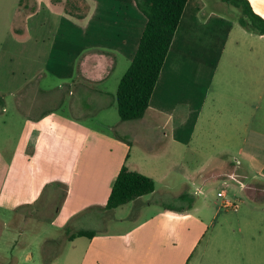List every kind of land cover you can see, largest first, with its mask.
Here are the masks:
<instances>
[{"label":"crops","instance_id":"obj_1","mask_svg":"<svg viewBox=\"0 0 264 264\" xmlns=\"http://www.w3.org/2000/svg\"><path fill=\"white\" fill-rule=\"evenodd\" d=\"M219 1L187 0L149 107L133 124L143 135L118 120L116 103L144 29L135 0H82L73 13L66 0L12 5L0 38V115L13 108L9 120H18L15 141L0 145V224L5 213L43 203V211L54 208L48 220L59 232L48 241L95 233L63 238L73 264H193L208 203L161 205L120 232L74 227L86 213L114 219L118 208L105 206L123 165L152 178L155 195L173 168L158 156L167 147L178 149L185 178L229 186L249 209L264 208V35L243 28L236 8ZM249 1L264 17V0ZM67 96L77 100L76 115L59 109ZM194 156L201 162L190 168ZM145 199L129 203L137 211ZM245 245L248 264H264V235L246 233Z\"/></svg>","mask_w":264,"mask_h":264},{"label":"rangeland","instance_id":"obj_2","mask_svg":"<svg viewBox=\"0 0 264 264\" xmlns=\"http://www.w3.org/2000/svg\"><path fill=\"white\" fill-rule=\"evenodd\" d=\"M21 0H0V38L3 33L9 29L11 21L7 15L12 5L15 7L20 4ZM220 2V1H219ZM223 8L229 6L222 3ZM229 8H233L229 6ZM18 9V8H17ZM21 11V9H19ZM237 10L240 14L239 9ZM220 13L226 15V12L219 10ZM18 13V11H15ZM140 16V25L144 28L145 18ZM15 26L17 21L14 22ZM75 97H68L59 107L60 111L70 115L74 114L72 106L76 103ZM13 108L7 109V114L0 115L7 120V127L0 126V145H4L6 137L12 138L15 141L17 137V120L10 119V113H13ZM97 112V111H96ZM117 118L118 115H117ZM120 120V119H118ZM135 121H129L125 126H136L138 135L146 134L147 131L141 128ZM124 135L122 130H118L115 134ZM127 138H129L127 136ZM129 139H132L129 138ZM134 150V149H133ZM178 149L167 147L164 151L160 150L159 157H163L169 165L172 160V171L169 173L165 182H157V193L152 196H145L139 210L134 209L133 203H128L115 211L114 219L106 222L103 217L98 215L94 217L92 213H86L79 217L74 226L80 229H92L95 231H110L120 232L129 229L135 220L152 215L156 207L161 205H171L178 207L195 206L197 208L211 206V209L202 210V218L207 223V229L203 233V238L197 247L192 258L193 264H229L232 259L233 264H248V256L246 251V233L248 235L259 236L264 235V208L263 206L249 209V199H235L231 196L232 190L229 186L220 185L217 182L207 181L199 183L185 178L190 175V171L183 170L177 165L180 158ZM184 158V157H183ZM189 167L193 168L194 163L200 161L196 156L191 158ZM165 185L170 189H165ZM238 185V184H237ZM258 188V187H257ZM224 190L227 197L232 201L240 204L239 210H225L220 207L221 198L218 197V192ZM257 191H260L258 189ZM46 195H50L47 193ZM244 195V194H243ZM245 196V195H244ZM56 203V202H55ZM133 204V205H132ZM149 205V206H147ZM136 206V205H135ZM42 207L31 209L29 211H17V213L3 214L4 224H0V264H42V246L50 237H58V231L50 226L48 217L52 215L53 209L50 207L48 211H43ZM263 208V209H262ZM138 212V213H137ZM257 225V226H256ZM82 227V228H81ZM75 231V230H74ZM66 234L60 236L61 244L58 247L47 246L48 250L58 249V253L53 260V264H73L75 262V252L73 245L69 242L63 243ZM63 243V244H62ZM261 248V246H259ZM77 249V247H76ZM29 256L26 261V256Z\"/></svg>","mask_w":264,"mask_h":264},{"label":"trees","instance_id":"obj_3","mask_svg":"<svg viewBox=\"0 0 264 264\" xmlns=\"http://www.w3.org/2000/svg\"><path fill=\"white\" fill-rule=\"evenodd\" d=\"M82 0H66L65 10L73 13ZM138 9L145 17V26L132 58L130 66L122 76L116 93L119 118L122 122L140 120L149 107V102L164 65L176 29L180 23L187 0H135ZM239 9V24L247 31L264 35V17L257 13L249 0H220ZM28 4L21 0L19 6ZM31 8V12L35 11ZM155 190L152 178L136 171H130L123 165L116 177L105 208L115 210ZM95 233L80 230L67 232L66 239H91ZM60 240L46 241L42 246V264H51L58 249L48 250L47 246L58 247Z\"/></svg>","mask_w":264,"mask_h":264},{"label":"built area","instance_id":"obj_4","mask_svg":"<svg viewBox=\"0 0 264 264\" xmlns=\"http://www.w3.org/2000/svg\"><path fill=\"white\" fill-rule=\"evenodd\" d=\"M218 197L221 198L220 207L225 210H232L237 212L239 210L240 204L236 201H232L227 197V193L224 190L218 192Z\"/></svg>","mask_w":264,"mask_h":264}]
</instances>
